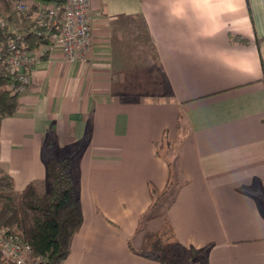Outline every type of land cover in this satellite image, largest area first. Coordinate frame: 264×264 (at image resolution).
I'll return each instance as SVG.
<instances>
[{
  "label": "crops",
  "instance_id": "1",
  "mask_svg": "<svg viewBox=\"0 0 264 264\" xmlns=\"http://www.w3.org/2000/svg\"><path fill=\"white\" fill-rule=\"evenodd\" d=\"M248 3L236 30L199 53L175 39L157 0H90L83 61L36 51L30 89L0 122V169L14 193L31 182L43 192L45 160L72 156L82 224L62 264H160L142 248L164 219L181 246L205 249V264H264V0ZM137 17L156 64L130 76L116 69L112 40ZM153 91L161 98H132ZM164 129L179 139L167 205L155 230L142 231L149 185L161 190L169 178L155 150Z\"/></svg>",
  "mask_w": 264,
  "mask_h": 264
},
{
  "label": "trees",
  "instance_id": "2",
  "mask_svg": "<svg viewBox=\"0 0 264 264\" xmlns=\"http://www.w3.org/2000/svg\"><path fill=\"white\" fill-rule=\"evenodd\" d=\"M32 1L49 3L63 0ZM10 2L11 0H0V11L8 13ZM246 5L249 10L248 0ZM143 25L148 37L145 22ZM19 31L21 37H17L16 33L8 32L6 27L0 29V41L5 44L12 37L19 48L30 51H37L41 46L48 44L42 34L35 35L26 28ZM236 39L242 43L248 41L242 37H236ZM261 40H264V37L256 39V43L259 44ZM46 54L44 52L41 58H45ZM262 68L261 80L264 85L263 64ZM15 85L16 80L13 74L8 70L0 69V122L17 111L20 93L14 90ZM262 121L264 123V117ZM177 126L179 128V118ZM175 146V141L168 139L167 130L164 129L162 139L156 144L155 150L157 155L166 160L169 178L161 190L149 185L150 209L158 204L156 197L159 196L162 200L171 186L170 175L176 158ZM74 166V160L69 155L46 159V190L43 192H40L37 185L31 182L18 193H14L13 178L0 169V227H8L18 232L21 238L30 244L34 256L44 259L43 264H62L70 252L71 240L82 224V210ZM130 249L133 248L130 246ZM142 252L160 264H205L206 257L205 249L200 251L181 246L167 219H164L160 228L148 237ZM6 263L10 264L0 252V264Z\"/></svg>",
  "mask_w": 264,
  "mask_h": 264
},
{
  "label": "built area",
  "instance_id": "3",
  "mask_svg": "<svg viewBox=\"0 0 264 264\" xmlns=\"http://www.w3.org/2000/svg\"><path fill=\"white\" fill-rule=\"evenodd\" d=\"M90 0H63L35 3L32 0H11L8 13L0 11V29L20 36L22 29L35 35L42 34L47 45L44 52L59 50L67 61H83L92 44ZM21 20L25 28L13 24ZM21 37V36H20ZM43 52V53H44ZM37 61L36 51L19 48L14 38L5 44L0 41V69L8 70L16 80L14 90L19 93L30 89L31 71ZM0 252L10 264H43L44 259L33 254L32 247L18 232L0 227Z\"/></svg>",
  "mask_w": 264,
  "mask_h": 264
},
{
  "label": "clouds",
  "instance_id": "4",
  "mask_svg": "<svg viewBox=\"0 0 264 264\" xmlns=\"http://www.w3.org/2000/svg\"><path fill=\"white\" fill-rule=\"evenodd\" d=\"M244 0H157L156 10H163L166 22L177 26L175 39L188 46L186 51L199 53L202 42L236 30L244 18Z\"/></svg>",
  "mask_w": 264,
  "mask_h": 264
},
{
  "label": "rangeland",
  "instance_id": "5",
  "mask_svg": "<svg viewBox=\"0 0 264 264\" xmlns=\"http://www.w3.org/2000/svg\"><path fill=\"white\" fill-rule=\"evenodd\" d=\"M15 16L12 18L13 24H18L17 26L19 28H25V22L22 23L19 19H14ZM142 22V19L140 17H137L135 19L129 20H123L122 25L120 26V29L118 33L113 38V44H114V53L112 55L114 60V65L116 66V69L124 71L126 74L128 73L130 76L134 72L141 73L140 69L144 70L146 69L147 65L151 67L152 63L154 62L153 59L156 57V52L154 48H152V45L150 44L149 38L145 34V29ZM142 70V72H143ZM154 85H150L148 89H146L144 86H138V91L143 90H156ZM159 88V87H158ZM153 93L150 97H132V98H161L160 96L162 94L160 93ZM155 95V96H154ZM175 144L178 143L179 139L174 140ZM176 147V146H175ZM160 200V197H156V201L158 204L153 207L152 211L148 214V219H144L141 222L142 228L140 230H145V228L149 229L150 231L155 230L157 227V223L161 220V216L163 215L164 209L166 207V200L168 198L164 197L162 200ZM162 219V218H161ZM159 220V221H158ZM147 227H144V226ZM160 228V227H159ZM156 231V230H155ZM145 245V244H144ZM201 263V262H200ZM204 264V263H201Z\"/></svg>",
  "mask_w": 264,
  "mask_h": 264
},
{
  "label": "water",
  "instance_id": "6",
  "mask_svg": "<svg viewBox=\"0 0 264 264\" xmlns=\"http://www.w3.org/2000/svg\"><path fill=\"white\" fill-rule=\"evenodd\" d=\"M7 264V263H6Z\"/></svg>",
  "mask_w": 264,
  "mask_h": 264
}]
</instances>
